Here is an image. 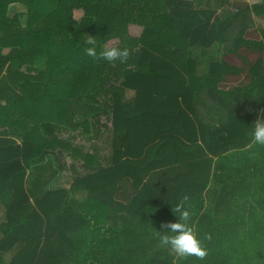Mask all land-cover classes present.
<instances>
[{
  "label": "trees",
  "instance_id": "trees-1",
  "mask_svg": "<svg viewBox=\"0 0 264 264\" xmlns=\"http://www.w3.org/2000/svg\"><path fill=\"white\" fill-rule=\"evenodd\" d=\"M260 109L264 0H0V264H264ZM183 195L202 260L160 246Z\"/></svg>",
  "mask_w": 264,
  "mask_h": 264
},
{
  "label": "clouds",
  "instance_id": "clouds-1",
  "mask_svg": "<svg viewBox=\"0 0 264 264\" xmlns=\"http://www.w3.org/2000/svg\"><path fill=\"white\" fill-rule=\"evenodd\" d=\"M86 43L92 45L85 49V54L93 60H105L113 65L119 61L126 63L130 57V51L127 48L121 49L115 46H103L102 50L97 52L96 41L93 36H88ZM253 145L264 146V109H260L257 118L251 127V141L248 147ZM253 155H255L253 153ZM189 200L188 195H183L172 207V212L178 217V221H164L160 224L161 231L157 233L160 246H168L177 257L187 258L196 257L204 259L207 255L202 247L201 241L197 236L194 226H189L188 221L190 213L185 210V205ZM206 239L210 236H206Z\"/></svg>",
  "mask_w": 264,
  "mask_h": 264
},
{
  "label": "rangeland",
  "instance_id": "rangeland-1",
  "mask_svg": "<svg viewBox=\"0 0 264 264\" xmlns=\"http://www.w3.org/2000/svg\"><path fill=\"white\" fill-rule=\"evenodd\" d=\"M249 1L251 4H255V3H259L261 2V0H247ZM24 10V8L19 5L18 3H15V4H12L10 7H9V13L11 15H15L17 13H20ZM81 16V13L79 11H76L75 12V17L76 19H79ZM258 20L257 19H252L251 20H248V24L250 26H254L255 23L257 22ZM237 31V26H234L232 27L230 30H229V40L224 43V46H223V49L226 50L228 48L231 47V40H232V37L234 36V32ZM140 33V28H138V30L135 32V35H138ZM106 138L107 136H102L99 137V139L97 141H94V140H86V141H83L86 145H87V148L88 149H91V150H98L99 153H100V158L102 156L104 157H108L109 154H110V148H109V144L108 142L106 141ZM82 141V140H81ZM77 145L81 146L80 143L78 142H75ZM74 177V174L70 173V171H67L65 174H63V176L59 179V184H62V185H70V183L72 182V179ZM76 197L78 198H83L84 197V192H80V193H77L76 194Z\"/></svg>",
  "mask_w": 264,
  "mask_h": 264
},
{
  "label": "crops",
  "instance_id": "crops-1",
  "mask_svg": "<svg viewBox=\"0 0 264 264\" xmlns=\"http://www.w3.org/2000/svg\"><path fill=\"white\" fill-rule=\"evenodd\" d=\"M236 32H237V31H236ZM236 32H234V35H235ZM229 33H230V32H229ZM229 33H228V34H229ZM228 40H229V39H228ZM225 43H226V42H225ZM230 44H231V43H230ZM223 46H224V44H223ZM223 46H222L221 51H224Z\"/></svg>",
  "mask_w": 264,
  "mask_h": 264
}]
</instances>
